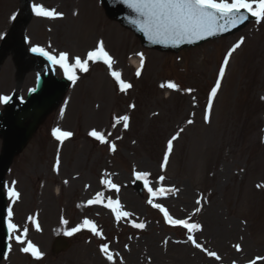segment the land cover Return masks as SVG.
Returning <instances> with one entry per match:
<instances>
[{
  "label": "rangeland",
  "instance_id": "1",
  "mask_svg": "<svg viewBox=\"0 0 264 264\" xmlns=\"http://www.w3.org/2000/svg\"><path fill=\"white\" fill-rule=\"evenodd\" d=\"M32 3L65 16L58 22H47L33 15L25 32L31 46L44 44L58 53L68 41L70 50L65 49L70 57L85 58L103 41L113 57V70L132 88L121 92L106 65L89 62V70L77 71V80L71 82L61 102L40 121L14 157L5 186L14 184L20 192L12 207L16 234L27 227L25 239L36 245L43 257L37 260L22 253V245L13 240L2 264H230L264 257V21L195 47L160 51L143 47L130 29L104 14L97 0ZM17 4V0H0V39ZM90 4L93 15L101 17L103 23L85 33L78 43L72 36L82 33L83 25L78 24L80 29L73 33L70 29L73 21L77 22L74 16ZM83 15L84 25L91 26L90 14ZM45 26H49V33ZM241 38L243 43L229 57L222 83L205 112L219 61ZM138 54L144 57L139 77L127 62ZM55 70L57 76L63 73L58 66ZM33 76V70L16 75L8 55L0 66V96L12 91L25 95L34 83ZM168 82L177 88L161 87ZM124 115L130 118L128 128L122 123L113 127L114 117ZM55 128L73 135L62 142L55 140ZM93 129L106 136L111 133L108 143L90 137ZM177 133L162 168L167 142ZM111 144L116 146L114 152L109 150ZM57 160L58 170L54 165ZM134 170L149 172L154 188L175 189L153 202L178 219L191 217L190 222L201 224L202 230L193 234L194 239L217 253L219 260L189 242L187 230L181 233L161 221L157 210L147 203V191H136ZM107 178L119 186L118 192L103 185L101 179ZM98 192L103 193V203L88 205ZM108 198L119 199L121 211L129 212L130 217L117 221L111 209L103 206ZM198 199L200 205L196 204ZM196 207L201 208L199 213H194ZM62 218L68 223L61 224ZM85 218L96 224L102 236L82 229L69 236L71 246L66 252L53 255V236ZM134 222H143L145 227L136 229ZM105 243L112 262L99 251ZM237 244L241 251L234 247Z\"/></svg>",
  "mask_w": 264,
  "mask_h": 264
},
{
  "label": "snow or ice",
  "instance_id": "2",
  "mask_svg": "<svg viewBox=\"0 0 264 264\" xmlns=\"http://www.w3.org/2000/svg\"><path fill=\"white\" fill-rule=\"evenodd\" d=\"M120 3L124 4L133 13L136 14V19L131 20L137 30L142 32L149 40L157 43H165L178 45L180 43H193L197 40H202L207 37L216 35L218 32L228 31L231 28H235L240 24H243L248 20L249 16L255 18L257 23L264 21V0H120ZM31 11L36 17L43 18H62L63 13H60L54 9H49L40 3H32ZM76 13H74L75 15ZM243 43V38L238 41L233 48L229 51L228 55L224 57V65H227L229 57L232 52L241 46ZM32 53L44 57L51 65L58 66L59 69L63 70L64 76L75 83L77 80V71L87 72L89 70V62L96 63L102 62L107 66L109 74L115 80L116 84L119 86L121 92H126L128 89L132 88V84L125 82L121 78V73L119 71L113 70L114 60L113 57L105 50L103 41L97 43V45L90 51L87 52L85 58L80 56L70 57L67 52H59V54H54L53 52L47 51L41 46H32L29 49ZM140 55L141 68L136 71V76L141 75V69L144 64L143 54ZM225 68L221 66L219 69V78L216 81V86L212 88L209 96V107H211L212 97L216 95L217 89L220 87V78L224 75ZM161 87H167L169 89H176L177 85L172 82H168L166 85H161ZM10 97L0 96V104L8 103ZM134 107V105H130ZM129 116L124 115L121 117H114L115 123H122L125 129L128 128ZM205 121L207 122L208 116L205 115ZM192 123V121H188ZM52 135L58 141H63L71 137L73 134L69 131H62L59 128L52 130ZM88 135L93 137L96 141L102 144H107V136L105 133L97 131L95 129L89 131ZM179 133L173 136L167 142V151L164 154V162L161 167H165L168 155L170 154L173 141L178 138ZM115 144H111L109 147L110 151H115ZM59 160L56 163V170H58ZM134 180L137 182H143L144 188L148 193L147 203L153 208L159 209L163 213L165 223L171 226H180L187 230L188 236L187 240L191 242L197 249L206 252L209 257H215L219 260L220 257L214 251H208L200 243L194 239V233L202 230V225L196 222H190L191 217L188 219H174L169 215L167 209H165L160 203H154V199L164 197L169 192L175 191V189L151 186L149 181L150 173L146 171H133ZM164 177H159L160 181H163ZM106 184L109 189L119 191V186L113 183L110 179L101 181ZM67 183V181H65ZM259 187V185H258ZM7 195L9 199H17L19 194L14 188L7 189ZM103 193L98 192L93 199L87 201L88 205L101 204L103 203ZM197 205L201 204V200L196 201ZM105 208L111 209V212L115 215L117 221L121 218L128 217L130 214L121 211V204L119 199H107V203H104ZM201 211L200 207L194 209V213H199ZM13 216V211L11 208L7 211L6 227L9 233V238L14 239L18 244L22 245L20 251L22 253L30 254L33 258L39 260L43 257V253L34 245L30 240H26L25 237L28 232V228H24L23 232L19 235L17 224L13 223L11 218ZM35 224L37 230L39 229V224L33 220L32 217L28 218ZM68 221L61 219V224H67ZM132 227L136 229H143L145 224L143 222L133 223ZM82 229H87L96 237H101L102 233L97 229L96 224L85 218L82 223L71 227L63 232L65 236H72ZM237 251H241V246L239 244L234 246ZM99 251L105 255L107 261H113V255L109 251L108 244H102ZM257 261H264V257H256L255 259L249 261V264H257Z\"/></svg>",
  "mask_w": 264,
  "mask_h": 264
},
{
  "label": "water",
  "instance_id": "3",
  "mask_svg": "<svg viewBox=\"0 0 264 264\" xmlns=\"http://www.w3.org/2000/svg\"><path fill=\"white\" fill-rule=\"evenodd\" d=\"M103 2H104L105 6H106V8L110 14L122 19L123 21L132 25L137 30V27L133 23L130 22L131 20L136 19V14L133 13L129 8H127L126 5L120 3V0H103ZM25 20H28V17H26ZM235 28H231L228 31H231ZM14 32H17V30L15 29ZM138 32L140 33L142 39L146 43L151 44V45L155 44V45H160V46H165V47L176 48V47H179V46L187 43V42H184V43H180V44L175 45V46L170 44V43L169 44L157 43V42H153V41L149 40L142 32H140V31H138ZM224 32H226V31H224ZM224 32H218L216 35L224 33ZM11 40H12L11 42L13 43L15 40V34L12 36ZM198 41H201V40L194 41L193 43L198 42ZM61 87H62V85H59V84L57 85V84L53 83L52 78L47 76L44 79V82L41 84L38 92L33 94L30 97L29 101L25 105L29 106L31 108H34V106L40 105L39 108H41L42 105L49 104L53 100L56 99L59 92L62 90ZM16 105H18L16 102L12 103L11 104V110H12V108L16 107ZM9 119L11 120V122H9L8 124L4 123L3 120H5V119H3V120L0 119V125H5L7 128V137H8V140L6 141L5 155L0 158V181L2 178V172H3V169L5 167L8 156H10V154L12 153V151L16 147H18L20 144H22V142L24 141V139L27 136V131H24L23 129H21L17 125V123H14V121L10 117H9ZM2 210H3V201H2V196L0 194V221H1ZM5 241H6V239H5L4 231L0 227V255L2 254V252L5 248V245H6Z\"/></svg>",
  "mask_w": 264,
  "mask_h": 264
},
{
  "label": "bare ground",
  "instance_id": "4",
  "mask_svg": "<svg viewBox=\"0 0 264 264\" xmlns=\"http://www.w3.org/2000/svg\"><path fill=\"white\" fill-rule=\"evenodd\" d=\"M59 20H53L52 22H58ZM74 22V21H73ZM89 28H87V30H88ZM72 30L73 31H76V27H72ZM85 30V29H84ZM87 31H84L83 33H86ZM82 33V34H83ZM82 34L80 35V36H72L73 38H76L77 39V41H81V37H82ZM13 45V47H16V44H12ZM19 53H20V56H21V59H22V53H21V50L19 49ZM130 62H131V64H133L135 67H138V61L137 60H135L134 58H131L130 59ZM57 192V191H56Z\"/></svg>",
  "mask_w": 264,
  "mask_h": 264
}]
</instances>
